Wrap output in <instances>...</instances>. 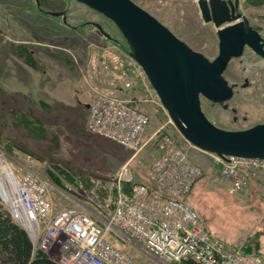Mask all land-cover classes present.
Masks as SVG:
<instances>
[{
    "label": "rangeland",
    "instance_id": "rangeland-1",
    "mask_svg": "<svg viewBox=\"0 0 264 264\" xmlns=\"http://www.w3.org/2000/svg\"><path fill=\"white\" fill-rule=\"evenodd\" d=\"M38 1L44 10H65L67 24L38 13L34 0H0V159L15 171L25 166L24 172L47 180L53 186L47 187L48 197L58 206L77 203L105 218L118 188L152 184L149 170L157 154V136L147 138L163 127L202 169L201 178L184 197L186 204L213 235L228 244L243 239L249 250L264 256V176L248 180L242 192L233 191L227 181H215V156L189 145L169 122L114 24L73 0ZM131 1L192 50L210 61L217 56L213 30L201 24L196 0ZM241 5L250 23L264 29V0H241ZM91 22L117 43L97 35ZM247 57L230 62L224 74L230 83L240 84L244 78L252 82L250 89H238L230 102L236 122L229 110L201 102L203 113L219 128L240 130L264 121V72L250 78L241 71L239 65L251 63ZM258 63L251 64L258 68ZM125 83H130L128 90ZM96 92L134 97L133 104L148 114L147 141L141 149L130 151L86 130L85 103H92ZM54 187L66 192L68 199ZM125 246L135 260L151 264L139 249Z\"/></svg>",
    "mask_w": 264,
    "mask_h": 264
},
{
    "label": "built area",
    "instance_id": "built-area-1",
    "mask_svg": "<svg viewBox=\"0 0 264 264\" xmlns=\"http://www.w3.org/2000/svg\"><path fill=\"white\" fill-rule=\"evenodd\" d=\"M129 87L130 83L124 84V90ZM133 102L132 97L96 92L88 107L86 130L130 151H138L147 139L157 136L158 154L149 170L153 188L141 183L131 185L128 191L118 188L105 218L78 208L77 203L55 209L48 197L47 180L31 171L19 175L0 159V201L26 232L33 250L46 253L57 264H142L127 244L139 249L151 264L185 260L264 264L263 255L243 251L245 240L228 244L213 235L183 201L201 178V167L163 127L146 139L149 116ZM215 158L218 169L214 180L229 182L233 191L242 192L248 180L264 176L263 159Z\"/></svg>",
    "mask_w": 264,
    "mask_h": 264
},
{
    "label": "water",
    "instance_id": "water-1",
    "mask_svg": "<svg viewBox=\"0 0 264 264\" xmlns=\"http://www.w3.org/2000/svg\"><path fill=\"white\" fill-rule=\"evenodd\" d=\"M101 14L120 32L129 57L142 70L170 121L185 141L223 160L227 157L264 160V122L240 130L222 129L201 109V98L223 104L233 94L223 72L244 45L263 55L257 32L241 22L217 30L218 53L208 60L178 39L168 28L131 0H73ZM200 17L215 27L236 22L223 0H197ZM66 23L65 11L45 12ZM108 40L112 37L97 23H88ZM89 105H85L88 108ZM225 107V106H224Z\"/></svg>",
    "mask_w": 264,
    "mask_h": 264
},
{
    "label": "trees",
    "instance_id": "trees-1",
    "mask_svg": "<svg viewBox=\"0 0 264 264\" xmlns=\"http://www.w3.org/2000/svg\"><path fill=\"white\" fill-rule=\"evenodd\" d=\"M122 73L123 75L127 74L125 71H122ZM7 150L9 149L7 148ZM156 153L158 154L157 150ZM157 154L155 158L157 157ZM148 187L153 188V185L150 184V186ZM128 189L127 190L123 189V190L128 191ZM183 201L185 202V200ZM243 251L246 253L259 255L258 252L249 250L246 245V242ZM0 264H57L46 253L40 250H33L28 235L19 225H17L10 218L6 210V207L3 205L1 201H0ZM177 264H198V263L192 260H185Z\"/></svg>",
    "mask_w": 264,
    "mask_h": 264
},
{
    "label": "flooded vegetation",
    "instance_id": "flooded-vegetation-1",
    "mask_svg": "<svg viewBox=\"0 0 264 264\" xmlns=\"http://www.w3.org/2000/svg\"><path fill=\"white\" fill-rule=\"evenodd\" d=\"M197 1V0H196ZM224 1V3H225V5H226V7H227V13H228V15H229V17H235V16H238V15H240V17L238 18V20L236 21V22H232V23H224V24H222V25H220L219 27H215L214 26V23L213 22H211V21H209V22H204L203 20V22L201 23L203 26H205L206 28L208 27V28H210V29H212L213 30V33H214V38L216 39V42H217V47H218V39H217V34H216V32H217V30L218 29H220V28H224V27H226V26H228V25H232V24H234V23H239V22H241V18H242V16L247 20V25H248V27H251L253 30H255L256 32H257V35L259 36V38H260V43H261V51H262V53H263V55H260V54H258V53H256L252 48H250L249 46H247V45H244L243 46V49H242V53H241V55L240 56H238V57H236V58H231L230 60H229V62H228V64H227V67H228V65H229V63L230 62H236L237 61V63H240V61H242V59H243V61L244 60H248V57L247 56H249L250 57V62L251 63H257V62H259L260 64H261V66H260V64L258 63V65H259V70H257L258 68H255V67H253V65L250 63V64H248L247 66H246V64H244V65H242L241 67H240V65H239V68H240V70L241 71H243V72H245V71H247L248 73V75L250 76V78H254L255 76H257L258 75V73H262V72H264V29H261V28H259V27H257V26H254L253 24H251L250 23V21L248 20V18L243 14V11H242V5H241V0H223ZM34 2H35V6L33 7V8H35V10H37V12L38 13H41V14H45V15H47L45 12H47V10H44V9H42V7H41V5H40V3H39V1L38 0H34ZM196 4H197V2H196ZM32 8V9H33ZM198 8V7H197ZM63 11H65V10H63ZM199 11V10H198ZM58 12H60V11H58ZM66 11H65V16H66ZM55 18H58V17H55ZM61 19V18H60ZM202 19V18H201ZM61 23H62V21H61ZM64 25H66V24H64ZM93 31L95 32V29H93ZM96 33V32H95ZM97 34V33H96ZM98 35V34H97ZM246 63H248V62H246ZM227 67L225 68V70H224V72H223V76H224V74H225V72H226V69H227ZM251 71V72H250ZM246 77V76H245ZM225 78V77H224ZM239 78H241V75H239ZM226 80V79H225ZM227 81V80H226ZM263 82H264V80H263ZM227 83H228V85H230V86H232V91H233V94H232V97L228 100V101H226V102H224L223 104H217V103H212V102H210V101H208V100H206V99H204V98H201V102H202V100L204 99V100H206L207 102H209L210 103V105L211 106H218V107H220L223 111H226V110H229L230 111V113L233 115L232 116V121L233 122H236L237 121V116H236V109L235 108H233V107H231L230 106V102H231V100H232V98L234 97V95L236 94V91L238 90V89H240V90H246V89H250L251 87H252V82H251V80H249V79H247V78H244L243 80H242V83H240V84H238V82H228L227 81ZM225 106V107H224ZM201 109H202V107H201ZM203 111V110H202ZM205 116L207 117V119L209 120L210 118L205 114ZM243 120H245V118L243 119ZM210 121V120H209ZM211 122V121H210ZM264 121H261V122H259V123H263ZM259 123H255V124H259ZM255 124H253V125H255Z\"/></svg>",
    "mask_w": 264,
    "mask_h": 264
},
{
    "label": "crops",
    "instance_id": "crops-1",
    "mask_svg": "<svg viewBox=\"0 0 264 264\" xmlns=\"http://www.w3.org/2000/svg\"><path fill=\"white\" fill-rule=\"evenodd\" d=\"M104 85H106V83H104ZM103 86V85H102ZM118 91H120L119 89H117V92ZM85 105H88V103H85ZM25 166H23V167H21L20 168V170H22V171H17V173L20 175V174H22V173H24V170H25ZM19 170V169H18ZM49 187H51V188H53V186H49ZM55 188V187H54ZM56 189V188H55ZM57 190V189H56ZM57 192H59L58 190H57ZM59 194H61L60 192H59ZM62 195V194H61ZM64 197H66V196H64ZM67 199H68V197H66ZM55 199L52 201V204H53V206H54V208L55 209H60V208H64V207H67V206H64V207H60V206H58L56 203H55Z\"/></svg>",
    "mask_w": 264,
    "mask_h": 264
}]
</instances>
